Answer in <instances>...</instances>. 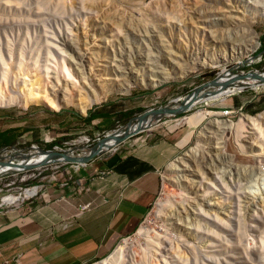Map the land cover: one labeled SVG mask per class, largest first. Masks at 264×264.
I'll return each mask as SVG.
<instances>
[{
  "label": "rangeland",
  "instance_id": "374dc122",
  "mask_svg": "<svg viewBox=\"0 0 264 264\" xmlns=\"http://www.w3.org/2000/svg\"><path fill=\"white\" fill-rule=\"evenodd\" d=\"M254 4V0H0V97L6 102L16 99L0 107V132L17 137L19 133L11 130L27 123L28 112L79 116L105 108L123 114L118 118L114 114L117 121L107 131L86 130L54 145L56 152L76 147L72 155L78 156L106 133L145 111L182 101L223 71L225 76L258 73L264 78V57L258 54L264 50V24H253L258 45L242 59L254 57L253 61L235 69L236 61L228 60L232 48L236 52L249 48L248 37L242 36L248 30L237 17L240 10L252 12ZM247 76L242 79L251 78ZM130 84L135 85L126 93ZM107 89L113 91L104 97ZM28 90L60 96L70 105L52 111L28 102ZM96 95L102 96L84 114L73 105ZM223 111H228L226 116ZM196 114L203 119L194 124L190 141L176 160L161 172L159 193L136 230L109 256L91 264H127L130 255L135 264H264V86L196 103L176 118H162L110 145L86 163L57 162L2 175L0 208L9 205L2 202L4 197L22 194L24 199L32 194L25 190L36 186L39 191L35 188L33 194L38 192L28 201L46 192L57 195L60 184L71 186L89 162L125 141L157 125L192 126L189 121ZM245 118H253L252 127ZM212 121L218 122L202 139L203 128ZM226 124L232 129H221ZM43 129V135L25 134L14 145L11 141L7 155L31 156L29 145L53 149L43 147L38 138L45 136L49 144L56 131ZM192 149L186 164L184 157ZM23 199L13 204L28 202Z\"/></svg>",
  "mask_w": 264,
  "mask_h": 264
},
{
  "label": "crops",
  "instance_id": "0c3cea01",
  "mask_svg": "<svg viewBox=\"0 0 264 264\" xmlns=\"http://www.w3.org/2000/svg\"><path fill=\"white\" fill-rule=\"evenodd\" d=\"M110 110L79 116L28 112L27 123L12 129L16 136L19 133L12 145L25 134L43 135L45 127L56 131L49 144L86 130L107 131L117 121L114 114H120ZM202 119L196 114L190 118L192 126L185 122L181 127L147 129L89 162L71 186L59 185L57 195L46 192L25 204L0 208V264H91L109 256L122 238L136 230L157 196L161 172L176 160L190 141L194 124ZM38 140L48 144L45 136ZM98 172L104 175L99 178Z\"/></svg>",
  "mask_w": 264,
  "mask_h": 264
},
{
  "label": "bare ground",
  "instance_id": "6f19581e",
  "mask_svg": "<svg viewBox=\"0 0 264 264\" xmlns=\"http://www.w3.org/2000/svg\"><path fill=\"white\" fill-rule=\"evenodd\" d=\"M254 3L255 4L253 5L252 12L251 11H245V9L244 10H240V12H238V14H240L241 16L237 17V21L239 22L240 19H243L244 20V29L246 28L248 30L246 32L247 34H245L243 32L242 36L246 35V37H248L250 45L248 44L249 48H245V49H241V50L238 49L237 52H236V49L232 48L231 53L228 55V60L229 61H233L234 60V61H236L237 64L240 63V61H242V59L248 53L252 52L258 45L257 36L252 31L253 24L254 23L264 24V0H254ZM245 12H246V14H245ZM240 26L241 25H239L238 27H240ZM244 29L241 30V32L244 31ZM201 66H203V65H201ZM222 73H221L220 76H218L216 78L217 82H215V84L212 85V87H207V88L201 90L195 96H192L191 100L188 102L189 103L188 105L189 106L191 105V107H192L196 103H201V102L204 103V102H207V101H211L213 99L216 100L217 98H221L225 94L230 93L232 91H240L241 89H244V88L255 89L258 86H264V78L258 77V79H256V78H254V76L250 75L251 78H249V80H243L240 77L225 76L224 75L225 71H223ZM173 79L176 80V78H173ZM163 81L161 80V82H163ZM132 85H135V84H130V85L127 86L126 93L129 92V89L132 87ZM62 91H63V89H58L56 93L59 94ZM112 91H113L112 89H107L106 91L103 92L102 95L104 97H106V95H108ZM27 92H28V98H29L28 102L45 106V107H47L48 109H50L52 111H57L60 108L65 107L66 105H70V102L66 101L67 99L65 100L64 98H62L60 96H58L57 98H54V97L51 98V97H47L45 95H42L39 92H32V90H28ZM101 96H99V95L91 96V97L87 98V101H84V100H83L84 102H80L79 101V102H76L73 105L77 109V111H79L80 113L84 114L85 110L90 105L96 103V101ZM63 97H64V95H63ZM70 101H72V100H70ZM15 102H16V99H14V98H10L6 102V100L4 98L0 97V107H6V106H9L10 104H14ZM226 113H228V111H226ZM157 117L158 116L155 115V114L148 113L147 115H145V117H144V119H143V121L141 123H139L136 120H134V121H132L130 123L128 128L121 127V128H119V130L115 131L114 133L113 132L109 133L110 136L106 137V139L104 140L103 145L99 149L105 151L108 147H110V145L114 144L116 136L117 137L120 136L122 132H124V133L126 131L133 132V131L137 130L139 126L142 128L145 125L151 124L153 121H155V119H157ZM246 119H247V122H249V124L252 127L253 124L250 122V120H252L253 118H245V120ZM217 122L212 121V122L208 123L205 128H203V130H202V132L200 134L202 139L206 138L205 136H206V134L208 135L209 130L211 128H215V125L217 124ZM231 126H232L231 124H226L225 128H221V129H230ZM216 128H217V126H216ZM231 129H232V127H231ZM209 134H211V132ZM43 147H44V145H43ZM7 148H11V145L10 146H4L2 148L4 150L1 149L2 150L1 152H5V153L0 155V176L6 175V174H10V173H18V172H22V171H28V170L32 169V167H37V166H40V165H48V164H51V163H57V161L60 162L63 159L59 155H54V156H52L51 158H49L47 160V158L44 156V154L40 153V151H39V153H36V155H31V156H27V155L23 156V157L22 156L20 157V156H17V155L9 156V155H7V152H9L10 150L7 149ZM194 150L195 149L190 150L185 155L184 163L187 164V162H190L191 156H192V153L194 152ZM83 152H86V151H83ZM87 153L88 152L84 153L83 155H86ZM186 169H187V167H186ZM35 188H36V190L38 189V191H39V188H37V186L31 188V191H30V189L25 190L26 194L27 193H32V194L30 196L24 198V199H27V198L35 196L36 193L38 192L37 191L35 194H33L35 192ZM21 199H23L22 194H21V196H11V195H9V196L4 197L2 199V202L9 203L8 206H13L14 205L13 203H15V202H17V201H19ZM116 255H117V253H116ZM128 258H129V262L126 261L127 264H135L132 255H130Z\"/></svg>",
  "mask_w": 264,
  "mask_h": 264
},
{
  "label": "water",
  "instance_id": "95a60500",
  "mask_svg": "<svg viewBox=\"0 0 264 264\" xmlns=\"http://www.w3.org/2000/svg\"><path fill=\"white\" fill-rule=\"evenodd\" d=\"M264 52L261 51L260 53H258L259 55H261L262 53ZM253 58L254 57H251L249 59H244L242 61H240V63L236 64L235 65V69L236 68H239V67H242L243 65L247 64V63H251V61H253ZM247 75H251V76H254V78L258 79V76L260 74L258 73H253V74H245L244 76H241V78H246L248 77ZM220 76L219 74L210 82H207L203 85H201L200 87H197L190 95L186 96L185 99H183L182 101H179L178 103H176L175 101L171 102V104L169 105H165L163 107H160V108H157V109H153V110H148V111H145L141 114H139L138 116H136L134 119L130 120L129 122H127V124L124 126L125 128H128L130 123L134 120H136L137 122L141 123L145 117V115H147L148 113H151V114H155L157 115V119H155V121H153L151 124L149 125H145L143 126L142 128L139 126L137 130L133 131V132H128L126 131L125 133L122 132L120 136H116V139H115V142H114V145H112V147H114L116 144L120 143V142H123L124 140H126L127 138L141 132L143 129L147 128V127H150L152 126L153 124L159 122L162 118H166V117H172V116H176L178 114H181L183 112H185L186 110H188L191 105L189 106L188 102L191 100V97L192 96H195L196 94L199 93V91L207 88V87H212V85L215 84L216 81V78ZM238 76V75H236ZM173 103V104H172ZM117 131V130H115ZM115 131H112L113 133ZM111 133V132H109ZM109 133H106L100 140L97 141V143L93 146H91L90 148H84L82 150V153L81 155H76V156H73L72 155V152L74 150H76V147H72V148H68L67 150H62L60 152H56L55 150H41V149H38L36 151V153H43L44 156L47 158V160L49 158H51L52 156L54 155H59L61 156L63 159L62 161H60L61 163H67V162H70V163H86L88 161H90L91 159H93L95 156L101 154L102 152H104L103 150L99 149L103 143H104V140L106 139V137L110 136ZM112 147H108L105 151L111 149ZM83 151H86L88 152L86 155H83L84 153L86 152H83ZM36 153H34L33 155H35ZM14 155H17V156H26L24 154H14ZM46 160V161H47ZM59 162V161H57ZM28 168V167H27Z\"/></svg>",
  "mask_w": 264,
  "mask_h": 264
},
{
  "label": "trees",
  "instance_id": "16d2710c",
  "mask_svg": "<svg viewBox=\"0 0 264 264\" xmlns=\"http://www.w3.org/2000/svg\"><path fill=\"white\" fill-rule=\"evenodd\" d=\"M261 51H263V50H261ZM261 51H259L258 53H260ZM260 56H263L264 57V52L260 55ZM117 116H122L123 114H116ZM11 132L13 133V131L11 130ZM14 139H15V137H12L11 135H8V133L7 132H0V144L1 145H4V146H9V145H11L12 144V142L11 141H13L14 142ZM59 143V142H58ZM55 144H45L44 145V147L46 146V147H52V146H54Z\"/></svg>",
  "mask_w": 264,
  "mask_h": 264
},
{
  "label": "built area",
  "instance_id": "2783aa9c",
  "mask_svg": "<svg viewBox=\"0 0 264 264\" xmlns=\"http://www.w3.org/2000/svg\"><path fill=\"white\" fill-rule=\"evenodd\" d=\"M224 113H226V111H223ZM224 116H226L225 114H223ZM28 149H31V150H33L34 151V153H36V151L38 150V147L36 146V145H29V147H27ZM53 149L55 150H58L57 148H56V146H54L53 147ZM2 150H4V149H2ZM2 150H0V151H2ZM96 175H97V177H99V178H101L103 175H104V172H98V173H96ZM160 190V189H159ZM158 193H159V191H158ZM157 193V194H158ZM34 197V196H33ZM33 197H30V198H27L26 200L28 201L29 199H32ZM86 208V205H83V206H81L80 207V209L82 210V209H85ZM124 238H122L119 242H121L122 240H123ZM15 264V263H14Z\"/></svg>",
  "mask_w": 264,
  "mask_h": 264
},
{
  "label": "clouds",
  "instance_id": "9594fccd",
  "mask_svg": "<svg viewBox=\"0 0 264 264\" xmlns=\"http://www.w3.org/2000/svg\"><path fill=\"white\" fill-rule=\"evenodd\" d=\"M51 150H54V149H51Z\"/></svg>",
  "mask_w": 264,
  "mask_h": 264
}]
</instances>
